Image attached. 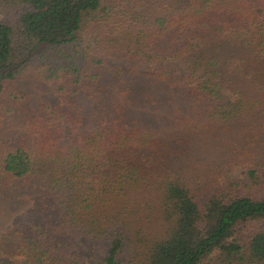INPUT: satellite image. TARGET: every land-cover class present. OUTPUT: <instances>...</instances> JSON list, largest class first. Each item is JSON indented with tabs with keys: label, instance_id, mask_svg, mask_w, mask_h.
<instances>
[{
	"label": "trees",
	"instance_id": "obj_1",
	"mask_svg": "<svg viewBox=\"0 0 264 264\" xmlns=\"http://www.w3.org/2000/svg\"><path fill=\"white\" fill-rule=\"evenodd\" d=\"M22 8L0 21V203L37 210L0 264H84L86 241L98 264H264V0H0ZM31 73L58 105L22 94Z\"/></svg>",
	"mask_w": 264,
	"mask_h": 264
},
{
	"label": "rangeland",
	"instance_id": "obj_2",
	"mask_svg": "<svg viewBox=\"0 0 264 264\" xmlns=\"http://www.w3.org/2000/svg\"><path fill=\"white\" fill-rule=\"evenodd\" d=\"M26 11V8H22L16 11L7 13L0 12V21H11L16 23L21 15ZM20 90L25 97H31L36 95L41 101L48 103L51 106H56L60 103L59 97L55 92L44 84L37 83L35 73L29 74L28 78L19 83ZM240 170L233 174V177L239 176ZM21 204L24 205L13 211L4 202L0 203V215L3 213L2 209L6 212L5 219L0 217V232L4 233L14 227L16 222L20 219V214L27 211L37 210L34 201L29 198L18 199ZM5 205V206H4ZM19 216V217H18ZM264 221H257L249 224L246 228L248 232H252L256 229L262 228ZM81 255L83 256L84 264H98L101 259L104 258L107 251V245L105 242H84L79 246ZM16 261H20V258H15Z\"/></svg>",
	"mask_w": 264,
	"mask_h": 264
}]
</instances>
